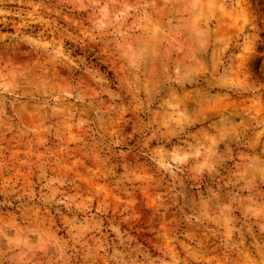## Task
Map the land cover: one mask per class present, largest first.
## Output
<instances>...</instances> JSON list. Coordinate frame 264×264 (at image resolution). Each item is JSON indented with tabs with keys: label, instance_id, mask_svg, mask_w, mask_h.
<instances>
[{
	"label": "rangeland",
	"instance_id": "obj_1",
	"mask_svg": "<svg viewBox=\"0 0 264 264\" xmlns=\"http://www.w3.org/2000/svg\"><path fill=\"white\" fill-rule=\"evenodd\" d=\"M0 264H264V0H0Z\"/></svg>",
	"mask_w": 264,
	"mask_h": 264
}]
</instances>
